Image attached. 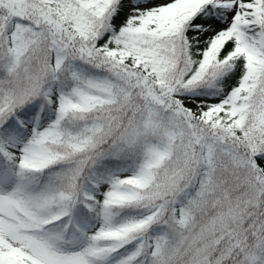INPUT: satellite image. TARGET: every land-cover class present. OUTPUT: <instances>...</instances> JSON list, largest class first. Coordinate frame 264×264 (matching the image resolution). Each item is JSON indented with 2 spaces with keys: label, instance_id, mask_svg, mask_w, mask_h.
Returning a JSON list of instances; mask_svg holds the SVG:
<instances>
[{
  "label": "snow or ice",
  "instance_id": "obj_1",
  "mask_svg": "<svg viewBox=\"0 0 264 264\" xmlns=\"http://www.w3.org/2000/svg\"><path fill=\"white\" fill-rule=\"evenodd\" d=\"M0 264H264V0H0Z\"/></svg>",
  "mask_w": 264,
  "mask_h": 264
}]
</instances>
